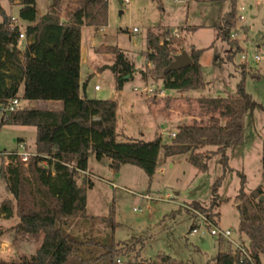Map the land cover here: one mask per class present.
<instances>
[{"label": "rangeland", "instance_id": "374dc122", "mask_svg": "<svg viewBox=\"0 0 264 264\" xmlns=\"http://www.w3.org/2000/svg\"><path fill=\"white\" fill-rule=\"evenodd\" d=\"M20 1L0 0V5L7 16L18 18ZM108 3V24L103 27L104 32L99 31L101 27H93L83 33V48L93 40L95 49L91 50L89 57L84 52L80 79L83 84L88 82L83 93L87 98L96 99L94 87L98 85L101 91L97 97L106 96L117 102L119 142L128 139L151 142L160 137L163 143H170L171 134L177 132L178 126L192 124L194 120H206L209 118V104L214 99L236 93L242 79L241 65L262 75L259 81L249 76L246 79V91L263 109L256 108L247 114L244 145L228 151L232 172L224 173L219 157L212 158L207 170L202 172L189 163L187 156L165 158L163 151L159 154L158 169L152 179L137 166L125 165L114 172L107 159L98 161L92 156L87 161L94 177L92 186L87 189L86 217L78 228L81 234L105 238L111 233L115 242L123 247H132L128 254L120 256L118 264L152 261L158 254H167L190 264H210L219 251V245L222 250H228L229 244L232 246L227 240L211 235L214 226L231 230L233 240L249 244V240L238 231L240 214L233 201L241 186L238 172L246 178L247 194L260 185L264 189V0H237L238 21L235 29L231 30V39L240 46L236 54L235 46L218 38V30L232 9L229 0H161L160 4L156 0H108ZM48 5L49 0H37L40 13L46 12ZM240 16H244L245 21L239 20ZM26 26L20 23L23 33ZM149 30L177 31V55L183 51L189 54L191 46L203 51L200 64L203 79L208 83L205 90L179 93L165 90L162 82L142 79L140 72L152 67L151 63L146 65L144 56ZM107 47L120 49L136 69L133 79L125 83L120 92L115 91L113 73L108 69L99 71L102 66L113 62L112 54L98 52V49ZM229 55L233 56L232 60ZM256 56L259 61L255 60ZM161 91L164 93L162 97ZM19 106L30 109L66 108L63 102L38 101L32 104L23 99H20ZM2 107L0 104V123ZM35 138L34 127L0 126V155L20 151V141H24L27 151L32 153L35 151ZM1 166L0 159V169ZM65 168L54 162L50 169L53 192L62 198L68 211L70 183ZM222 176L219 197L230 201L217 205L212 226H208L199 215L207 217L205 210L212 200L213 185ZM77 181L82 182L81 177ZM5 199H11V194L0 179V230L3 232L0 236V261H17L22 256L31 258L41 242L10 230L19 219L16 214L9 219L1 214ZM193 227L197 229L195 234ZM260 264H264V255L260 256Z\"/></svg>", "mask_w": 264, "mask_h": 264}, {"label": "trees", "instance_id": "16d2710c", "mask_svg": "<svg viewBox=\"0 0 264 264\" xmlns=\"http://www.w3.org/2000/svg\"><path fill=\"white\" fill-rule=\"evenodd\" d=\"M156 1L161 3V0ZM229 1L232 9L218 30V38L235 46L236 54L240 46L231 39V30L235 29L238 21L237 0ZM20 6L18 17L28 23L24 29L26 43L22 49L17 46L21 27L15 25L13 18L7 16L0 5L3 16L0 23V104L5 106L18 98L19 88L23 85V100L59 101L66 108H19L7 117L2 116L0 126L34 127L36 138L34 155L27 163L21 161L17 150L0 155V179L11 194V199L2 202L1 214L8 219L16 214L18 223L10 230L31 236L41 245L31 258L22 256L17 261L1 260L0 264H118L120 256L128 254L132 247L121 246L111 233L105 238H91L78 231L86 217L87 189L92 186L93 177L81 178L82 182L78 183L79 172L65 168L70 183V208L67 211L64 201L54 194L52 188L50 168L56 157H59L61 166L74 163L78 169L87 170L86 163L94 156L98 161L107 159L114 172L125 165H133L152 179L158 169L159 154L163 151L165 158L187 156L189 163L202 172L207 170L212 158L219 157L224 173L232 172L228 151L244 145L247 114L256 108L263 109L246 91V79L249 76L259 81L262 75L241 65L242 79L236 93L214 99L209 104V118L206 120H194L192 124L178 126L170 143H163L160 137L151 142L136 139L119 142L116 102L114 99L87 98L83 93L88 82L83 84L80 79L82 28L107 26L108 0H51L47 12L40 18L37 0H21ZM172 35L168 30L148 31L144 56L152 67L141 71V76L156 83L162 82L165 90L179 93L205 90L208 83L203 79L200 64L203 51L194 46L189 51L193 61L191 66L166 72L177 56L175 45L178 40ZM167 37L169 41L165 40ZM98 52L112 54L113 62L102 66L99 71L110 70L114 75L115 91H122L125 83L136 73L134 64L118 48L107 47L98 49ZM228 58L232 60L233 56ZM262 167L264 182V139ZM238 175L241 186L233 199L240 208L238 231L249 240L245 246L254 264H260V256L264 255V201H260L264 189L261 185L247 194L246 178L240 172ZM222 182L223 176L215 181L210 206L205 210L211 223L217 205L230 201L219 197ZM2 234L0 230V236ZM241 257L242 253L234 251L230 244L228 250H222L219 245V251L210 264H251L248 261L241 263ZM135 264L190 263L158 254L152 261L141 260Z\"/></svg>", "mask_w": 264, "mask_h": 264}, {"label": "built area", "instance_id": "2783aa9c", "mask_svg": "<svg viewBox=\"0 0 264 264\" xmlns=\"http://www.w3.org/2000/svg\"><path fill=\"white\" fill-rule=\"evenodd\" d=\"M124 2H128L129 0H123ZM15 22V25H18L20 27L19 24H17V20L13 19ZM239 20L241 21H245L244 16H240ZM100 32H104V28H101L99 30ZM134 31H136L134 29ZM173 37L175 38H179L178 32L174 31L173 32ZM233 37V35L231 36ZM169 37H167L165 40L169 41ZM25 36L24 33L22 32L19 36V41H18V48L22 49L25 46ZM163 44V41L162 43ZM243 59H246L245 57H243ZM256 61H259L260 58L258 56L255 57ZM95 91H99L100 87L98 85H96L94 87ZM20 101L18 98H15L13 100H11L7 105L2 107V115L7 117L9 114H11L12 112H15L17 109L20 108ZM176 135V133H172L171 137L174 138ZM19 149L20 151H17V155L20 157L21 161L24 163H27L28 160L34 155V153L32 154L31 152L27 151V146L24 143H20L19 144ZM46 166V164H44ZM66 168L69 169H76L79 172V176L81 178L84 177H93L92 174L88 171V170H80L78 169L77 165L72 163L70 165H65ZM201 217V219L208 225V226H212V223L210 222V220L202 215H199ZM194 234L197 233V229H194L192 231ZM211 235L214 237H217L219 240H227L228 243H231L233 246L234 251L239 250L242 253V257H241V263H244L245 261L250 262L251 264H254L253 259L247 249V247L245 246L244 242L241 240H233V232L231 230H224V229H220L217 226H214L213 229L211 230ZM119 263V261H118Z\"/></svg>", "mask_w": 264, "mask_h": 264}, {"label": "crops", "instance_id": "0c3cea01", "mask_svg": "<svg viewBox=\"0 0 264 264\" xmlns=\"http://www.w3.org/2000/svg\"><path fill=\"white\" fill-rule=\"evenodd\" d=\"M50 3H51V0H49V5H50ZM49 5H48V6H49ZM4 10H5V9H4ZM46 12H47V10H46ZM46 12L44 11V13H40L39 10H38V18L42 17ZM12 18H13V19H16V20H17V24H19V25H20V23H21V24H26V25H28L27 22L20 20L19 17H18V18L12 17ZM92 28H93V27H86V26H84V27L82 28V38H83V33H84L85 29H92ZM92 49H95V44H94V41H93V40H89V42H88V44H86V47H85V48H83V46H82V50H81V63H82V61H83L84 52H85L86 56L89 57ZM146 51H147V50H146ZM146 51H145V52H146ZM149 64H150V63L146 61V65H149ZM142 71H143V70H142ZM140 73H141V72H140ZM140 76H141V74H140ZM141 77H142V76H141ZM142 79L145 80V81L148 80V79H145V78H143V77H142ZM100 91H101V89H100L99 91H95V90H94V93H96V94H94V96H95L94 98H96V99H101V100H110V99H107L108 97H106V96L97 97V93H99ZM23 92H24V88H23V85H21V88H19V92H18V95H17L19 101H20V99H22ZM163 94H164V93H162V91H161L160 96L162 97ZM146 96H147V95H146ZM113 98H114V97H113ZM154 99H156L155 96H154ZM58 102H59V101H58ZM31 103L33 104V103H35V102H31ZM156 103H157V102H156ZM116 110H117V102H116ZM117 115H118V112H117ZM262 141H263V139H262ZM22 143H24V144L26 145V143H25L24 141H22ZM59 161H60L59 157H56V162L59 163ZM86 165L88 166V169H87V170H88V171L92 174V176L94 177L93 171H92L91 167H89L88 162H87ZM260 186H261V185H260Z\"/></svg>", "mask_w": 264, "mask_h": 264}, {"label": "water", "instance_id": "95a60500", "mask_svg": "<svg viewBox=\"0 0 264 264\" xmlns=\"http://www.w3.org/2000/svg\"><path fill=\"white\" fill-rule=\"evenodd\" d=\"M193 64V61L191 60L189 54L186 51H183L180 55H177L174 58V61L172 64L168 67L166 72H171V71H177L181 70L184 68H187ZM260 201H264V196L260 198ZM238 209H240L238 207Z\"/></svg>", "mask_w": 264, "mask_h": 264}]
</instances>
